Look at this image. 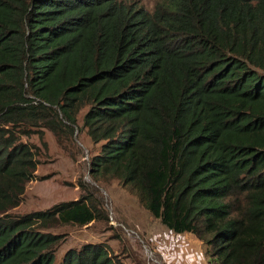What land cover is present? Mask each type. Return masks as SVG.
Masks as SVG:
<instances>
[{
	"label": "trees",
	"instance_id": "trees-1",
	"mask_svg": "<svg viewBox=\"0 0 264 264\" xmlns=\"http://www.w3.org/2000/svg\"><path fill=\"white\" fill-rule=\"evenodd\" d=\"M44 129L86 131L90 175L208 264H264V0H0V264H126L106 241L57 263L67 236L46 228L110 220L91 192L11 212L41 162L23 136Z\"/></svg>",
	"mask_w": 264,
	"mask_h": 264
},
{
	"label": "rangeland",
	"instance_id": "rangeland-1",
	"mask_svg": "<svg viewBox=\"0 0 264 264\" xmlns=\"http://www.w3.org/2000/svg\"><path fill=\"white\" fill-rule=\"evenodd\" d=\"M139 1L153 11L159 0ZM85 109L79 114L80 125L83 123ZM23 137L40 146L38 157L41 162L36 172L38 179L28 183L24 200L11 210L12 213L24 214L48 209L60 201L78 199L88 191L101 201L102 207L114 217L116 224L122 222L133 230L130 233L120 226L116 227L111 224V219L99 220L88 226L59 224L46 228L47 231L67 236L66 241L56 248L57 263L68 249H79L85 243L100 241L109 242L126 264H148L144 243L153 248L157 257L163 260L151 238L155 232L167 227L144 207L136 190L130 185H124L119 178L95 179L90 175L91 159L99 150L100 143L95 144L86 131L79 129L73 135L67 129L56 134L44 129L43 139L37 133Z\"/></svg>",
	"mask_w": 264,
	"mask_h": 264
},
{
	"label": "crops",
	"instance_id": "crops-1",
	"mask_svg": "<svg viewBox=\"0 0 264 264\" xmlns=\"http://www.w3.org/2000/svg\"><path fill=\"white\" fill-rule=\"evenodd\" d=\"M167 228L151 238L166 264H208L201 240L192 233L178 234Z\"/></svg>",
	"mask_w": 264,
	"mask_h": 264
},
{
	"label": "built area",
	"instance_id": "built-area-1",
	"mask_svg": "<svg viewBox=\"0 0 264 264\" xmlns=\"http://www.w3.org/2000/svg\"><path fill=\"white\" fill-rule=\"evenodd\" d=\"M111 219V224L114 226H120V228L124 229L125 231H133L132 229L130 230V228H128L124 223L119 222L118 224H116L114 217L111 215L110 216ZM144 248H145V254H147V258H148V264H166L164 262V260H162L161 258L157 257V254H155V250L153 248H149L145 243H144Z\"/></svg>",
	"mask_w": 264,
	"mask_h": 264
}]
</instances>
